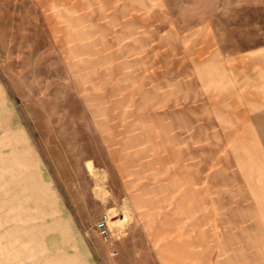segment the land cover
<instances>
[{
	"label": "rangeland",
	"instance_id": "rangeland-1",
	"mask_svg": "<svg viewBox=\"0 0 264 264\" xmlns=\"http://www.w3.org/2000/svg\"><path fill=\"white\" fill-rule=\"evenodd\" d=\"M216 194L257 260L264 0H0V264H155L172 200Z\"/></svg>",
	"mask_w": 264,
	"mask_h": 264
},
{
	"label": "crops",
	"instance_id": "crops-1",
	"mask_svg": "<svg viewBox=\"0 0 264 264\" xmlns=\"http://www.w3.org/2000/svg\"><path fill=\"white\" fill-rule=\"evenodd\" d=\"M177 198L172 200L177 202L173 209L170 206L164 212L161 232L157 227L152 229V233L158 235L155 264H264V218L258 221L263 227V235L259 232L258 257L256 260L254 255L252 259L251 215L254 206L250 194L201 195L189 200L191 203L181 199L184 197ZM123 257L111 256L103 248L100 262L133 264L131 255V262L124 261Z\"/></svg>",
	"mask_w": 264,
	"mask_h": 264
},
{
	"label": "built area",
	"instance_id": "built-area-1",
	"mask_svg": "<svg viewBox=\"0 0 264 264\" xmlns=\"http://www.w3.org/2000/svg\"><path fill=\"white\" fill-rule=\"evenodd\" d=\"M110 216L107 213H104L100 219L95 223V228L99 234V236L106 242L107 244H112L113 242V231L109 225ZM117 254L116 251H110L111 256H115ZM111 264V263H109Z\"/></svg>",
	"mask_w": 264,
	"mask_h": 264
},
{
	"label": "bare ground",
	"instance_id": "bare-ground-1",
	"mask_svg": "<svg viewBox=\"0 0 264 264\" xmlns=\"http://www.w3.org/2000/svg\"><path fill=\"white\" fill-rule=\"evenodd\" d=\"M117 216H118L117 214L112 215V216L110 217L109 222L113 224L115 221H119V220L122 219V217H117Z\"/></svg>",
	"mask_w": 264,
	"mask_h": 264
}]
</instances>
